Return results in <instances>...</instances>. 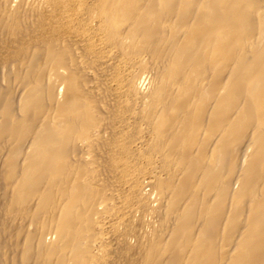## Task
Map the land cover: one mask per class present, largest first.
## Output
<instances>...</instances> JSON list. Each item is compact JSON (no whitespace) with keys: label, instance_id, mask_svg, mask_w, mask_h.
I'll return each mask as SVG.
<instances>
[{"label":"bare ground","instance_id":"obj_1","mask_svg":"<svg viewBox=\"0 0 264 264\" xmlns=\"http://www.w3.org/2000/svg\"><path fill=\"white\" fill-rule=\"evenodd\" d=\"M0 264H264V0H0Z\"/></svg>","mask_w":264,"mask_h":264}]
</instances>
